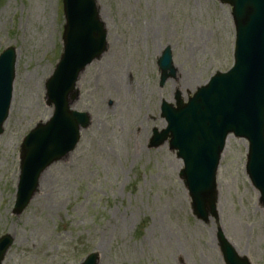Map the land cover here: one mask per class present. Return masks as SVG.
<instances>
[{
	"label": "rangeland",
	"instance_id": "374dc122",
	"mask_svg": "<svg viewBox=\"0 0 264 264\" xmlns=\"http://www.w3.org/2000/svg\"><path fill=\"white\" fill-rule=\"evenodd\" d=\"M96 1L109 49L81 75L73 105L92 124L73 153L44 171L16 216L24 138L54 112L46 84L63 53L65 18L63 0H0V54L17 50L0 138V237L13 239L3 264H81L92 252L101 264H225L219 230L240 256L264 264V206L247 174L248 142L228 139L218 219L209 223L192 213L177 153L169 143L150 148L153 130L166 125L163 101L187 99L233 66L232 8L219 0ZM167 47L177 76L160 87Z\"/></svg>",
	"mask_w": 264,
	"mask_h": 264
},
{
	"label": "water",
	"instance_id": "95a60500",
	"mask_svg": "<svg viewBox=\"0 0 264 264\" xmlns=\"http://www.w3.org/2000/svg\"><path fill=\"white\" fill-rule=\"evenodd\" d=\"M220 1L233 7L235 66L227 74L217 73L187 104L180 93L175 97L177 108L164 101L162 117L168 127L160 133L155 129L150 144L159 148L170 138L171 149L177 150L184 162L180 176L189 190L194 215L204 223L218 218L216 175L231 133L250 143L247 171L264 205V0ZM64 12V53L47 84L48 105H54L55 112L22 146L15 215L22 214L38 192L44 171L73 152L81 129L91 125L89 114L76 112L71 106L80 97L76 90L80 75L108 51L107 30L96 0H64ZM16 57L14 48L0 56V136L13 100ZM159 67L163 87L177 73L170 48L164 51ZM218 242L225 264H252L238 255L221 230ZM12 243L9 235L0 239V264ZM83 264H100V255L91 254Z\"/></svg>",
	"mask_w": 264,
	"mask_h": 264
},
{
	"label": "bare ground",
	"instance_id": "6f19581e",
	"mask_svg": "<svg viewBox=\"0 0 264 264\" xmlns=\"http://www.w3.org/2000/svg\"><path fill=\"white\" fill-rule=\"evenodd\" d=\"M42 179H43V177H42ZM42 179H41V180H42ZM47 181H48V180H47ZM45 182H46V181H45ZM44 186H47V183H44Z\"/></svg>",
	"mask_w": 264,
	"mask_h": 264
}]
</instances>
